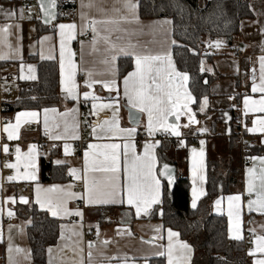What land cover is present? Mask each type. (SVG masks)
I'll return each instance as SVG.
<instances>
[{"label": "crops", "instance_id": "0c3cea01", "mask_svg": "<svg viewBox=\"0 0 264 264\" xmlns=\"http://www.w3.org/2000/svg\"><path fill=\"white\" fill-rule=\"evenodd\" d=\"M206 1L199 0L200 5L205 4ZM82 2L85 4L92 3L94 6L81 8ZM123 2L124 0H75L73 19L58 21L50 31L37 35L35 21L19 18V8L21 6L18 0H0V9L4 11L15 10L16 12L14 18L6 19L3 11H0V28L5 25L10 26L7 33H0V55L4 57L0 59V264H34L31 257V247H29L28 233H26L31 218L25 217L21 209L24 206L35 204L41 210L40 205L35 203L37 186L46 189L53 185H59L67 191L78 195L83 194L84 153L85 151L91 152L94 150L89 149L87 146L85 151L79 153L74 143L81 134L79 125L85 110L87 114L93 117L92 126L84 130L87 145L100 146L95 151H104L103 145L106 144L120 145V172L118 175L121 188L124 183L125 143L135 145V153L139 156L144 153L145 143L155 144L156 141H159V144L153 148L157 158L156 170L158 172L162 164L172 163L177 168V176L186 172L190 185V206L193 188L191 149L195 148L199 151L200 140L205 141L203 170L205 181L202 184L197 181L196 184L197 188L203 189L204 193H206L207 160L226 157L227 161H230V158H233L232 167L239 173L230 183L231 192L214 198L212 213L227 218V235L230 238L227 198L240 195V218L238 222L233 221V235L238 233L241 237L238 241L243 240L246 243L247 264H254L256 260L264 259V253L259 251H256L254 255L249 254L256 248L254 243L256 238L264 236V212L259 210L249 211L248 200L255 199L256 196L255 193L249 196L246 192V182L251 179V176L247 174V170L254 169L258 176L260 169L264 168V164H261L260 159L253 160L252 157L264 158V154L252 155L250 163L243 166L234 141L232 150L229 149L227 141L229 129L231 130L227 120L234 114V116L241 117L245 133L259 141L257 147L264 148V143H262L264 133L259 131L250 133L247 131V129L253 127L254 120L264 118V113L258 111L245 112L244 109L245 97L258 101L264 96L260 92L252 91L253 83L255 82L257 86L260 83L261 67L259 58L264 56V0H250V10L253 15L250 18L240 20L239 34L231 44L222 43L219 47H216L215 44L208 45L207 49L212 57L209 62L202 64V69L214 75L218 74L219 78L209 84L210 95L207 98V107L203 112L200 110L201 103L196 110L194 109L195 102L189 104V108L199 124L190 128L181 127V138L185 143L182 146L180 145L179 150L174 149L171 139L164 138L166 133L163 131H158L149 136L146 130L147 113L139 112L138 109L131 107L124 95V78L130 72L136 70L133 55L121 53L116 56L114 63H106V61H110L114 51L120 48L141 55L171 53L174 45L172 23L165 24L162 22L172 20L169 17L142 19L138 15V8L136 10L138 19L133 20L132 15L123 8ZM132 2L136 3L137 0H132ZM114 9L118 11H114ZM82 12L86 15L88 21L92 19L113 21L112 23L97 25L95 44L92 43L93 34L90 36H87L86 32L83 35L80 34L81 25L85 23L81 19ZM121 17H127V20L121 19ZM61 23H74L77 26L76 37L67 47L74 53L72 60L75 65L79 101L65 99L66 94L61 91L60 35L59 29L56 27ZM17 25H19V31ZM18 37L20 38L18 39ZM43 37H48V39L41 44L40 41ZM104 37H107V41ZM112 46H115V49ZM17 48H19V51H17ZM41 51L46 57L52 56V59L56 60L58 64L59 93L57 100L52 103H45L38 108H24V110L6 112L3 102H10L17 98L19 85L23 81L33 82L37 80V65L29 58L30 56L40 58ZM123 56L132 58L133 65L123 77H120L118 58ZM29 65L34 68L33 73H29ZM65 70L67 71V56L65 58ZM9 73L13 77L8 81L5 75ZM30 75H34L35 79H29ZM86 79L93 82L91 87H85ZM110 80L116 82L112 91L106 89L103 84V82ZM84 92H89L92 96L97 97V100L89 99L85 102ZM93 103L98 106L100 104L110 105V107H98L96 114H92ZM126 107L140 113L141 116L137 125L129 122ZM45 108L56 109L55 113H48L49 124L47 129L44 124L45 113L43 110ZM71 109H76L75 113H71L66 118L59 115ZM19 112H37L38 117L36 119L25 118L28 122L22 120L17 132L18 138L9 140L7 134L3 131V127L6 123L15 124V116ZM64 119H67L70 125L67 132L64 130ZM105 120H115L118 129L135 128L136 131L131 136L120 131H103L99 125L103 124ZM168 121L169 123H179L182 126L187 123V117L181 116L180 120L177 121L175 116L170 115ZM73 123H75V127L71 126ZM57 125L59 126L57 127ZM94 127L96 128L95 133L93 132ZM198 127H205L208 132L201 136L196 131ZM232 127L236 130L233 122ZM140 132H146L147 138L138 140ZM44 134H48L45 140L49 149L47 153L39 154L37 147L35 148V152L38 154L35 181L23 179L25 172L23 159L16 169L4 167L5 162L17 163V147H19L20 155L23 157L28 152L29 146H36V143L43 139ZM57 135L61 139L53 140L50 138ZM73 135L77 138L73 139ZM5 144L9 147L8 154L3 152V145ZM65 144H68L71 148V153L68 155L64 153ZM54 145L56 147L51 149V146ZM41 159H49L52 163L55 160L64 161L60 166H64L65 179L55 182L39 181ZM132 159L133 155L130 151L128 155L129 163ZM72 168L78 170L80 178L74 179L69 175V169ZM226 173H228L227 170L224 174ZM88 175L90 178L95 177L98 180H103L105 177V174L101 172L89 171ZM9 176H13L15 179L9 181L7 179ZM161 181H163L162 178ZM52 195H56V193ZM162 196L163 186L161 201H163ZM203 196H200V198ZM21 197L27 198L29 203H21ZM200 198L197 200V204ZM13 199L14 203L12 202ZM119 199L122 202L91 205H85L83 199H70L67 203L68 209L73 211L78 209L83 213V216L82 218L77 216L59 218L61 220L59 235L56 243L47 248L44 264H50V259L52 264H150L152 259L157 258H162L167 264V256H161L159 253L162 251L166 253L169 242L168 230L170 229L178 234L179 232L171 227L164 226L160 220L159 212L156 219L151 218L155 206H159L162 202L153 205L147 214L141 213L140 217H137L135 208L127 204L122 191ZM217 199L221 200L219 208L214 206ZM100 208H103V211H100ZM9 212H12L13 215L9 216ZM8 218H11L12 221ZM61 225L64 226L63 229ZM62 231L63 238L61 237ZM248 232H253L251 238L247 237ZM74 233L80 235H74ZM175 239L186 242L180 238V235ZM90 243L91 247H89ZM10 246L11 251H9ZM17 248L20 249L19 252L16 251ZM49 248L52 249L51 256L48 251ZM89 253H91L90 260Z\"/></svg>", "mask_w": 264, "mask_h": 264}, {"label": "snow or ice", "instance_id": "6c2138e0", "mask_svg": "<svg viewBox=\"0 0 264 264\" xmlns=\"http://www.w3.org/2000/svg\"><path fill=\"white\" fill-rule=\"evenodd\" d=\"M40 5V11L44 17L47 19L45 23H50L56 17V0H38ZM94 5L92 3H81V8H91ZM138 0L136 3H133L132 0H124L123 8L126 9L131 15L133 20H137L136 10L138 8ZM3 11V15L6 19L14 18L16 16L15 10ZM114 11H118L114 9ZM19 18L22 20L25 18V7L21 6L19 8ZM28 19H31V9L28 8ZM81 19L85 21L81 25L80 34L83 35L91 27L93 33L92 43H96L97 39V25L98 24H107L112 23L113 21H98L92 19L90 22L87 20L86 15L82 12ZM121 19L127 20V17H121ZM131 22V21H129ZM162 23L171 24L172 21L165 20ZM8 25H5L3 28H0V33H7L9 31ZM56 27L59 29L60 35V70H61V91L66 94L65 99H70L74 101H79L80 97L78 94V85L75 79V65L72 60L71 49L68 48V44L75 39L76 37V25L71 24H58ZM18 31L19 25H17ZM20 37H18L19 39ZM48 39V37H43L41 39V44L43 41ZM107 41V37H104ZM216 47H219L223 41L217 40L214 42ZM175 44V41H173ZM211 46V45H209ZM115 49V46H112ZM19 51V48H17ZM124 55H133L135 61L136 70L130 72L124 78V95L128 99V103L131 107L138 109L139 112L147 113V125L146 130L149 136H152L158 131H163L164 133L171 134L174 137H177L179 144L184 145L185 141L181 138V127L190 128L193 125H198L199 121L195 118L194 113L189 108V104L194 103V97L192 94L187 91L186 85L189 81V75L187 72H181L176 69L174 66L173 60L171 58V53H164L159 55H141L130 53L127 49L120 48L111 55L110 61L106 63H114L116 56L118 54ZM67 56V71L65 70V58ZM3 55H0V59H3ZM41 60L52 59V56H45L43 51L40 53ZM260 67H261V76L260 83L257 86L256 83H253L252 91L260 92L264 94V56L259 58ZM29 73L34 72V68L28 66ZM203 71V69H202ZM24 78L23 76L21 77ZM29 79H35L34 75H30ZM91 81L85 80V87L92 86ZM115 80L103 82L104 87L109 91L114 90ZM84 101L87 102L89 99L96 101L97 97L92 96L89 92L83 93ZM231 98V97H230ZM201 112L207 107L208 101L205 97L201 102ZM106 108L110 105L100 104L99 106L96 103L92 105V114H96L97 108ZM244 109L247 111H258L264 113V96L260 100H250L245 97L244 99ZM44 124L45 128H48L49 124V112H56L55 108L49 109L45 108L44 110ZM76 109L68 110L61 115L63 118L68 117L71 113H75ZM175 116L176 120L179 121L181 116L187 117V123L182 126L179 123H169L168 116ZM227 115V114H225ZM38 117L37 112H19L15 116V124L6 123L3 127V131L7 134L9 140L17 139V132L21 126L22 120L28 122L25 118L36 119ZM87 122V121H85ZM59 125H57L58 127ZM75 127V123L71 125ZM103 131H120L127 133L128 136H131L136 129H118L115 120H105L103 124L99 125ZM107 126V127H105ZM70 127L67 119H64V130L68 131ZM96 128H93L95 133ZM196 131L200 134L208 132V129L205 127H198ZM250 133H255L257 131L264 133V118L253 121V127L247 129ZM230 134V129H229ZM53 140L61 139L60 136H51ZM73 139L77 137L72 136ZM264 143V141H262ZM159 144V141H156L155 144L145 143L143 155H136L135 145L133 144H124V183L121 188L120 177L118 173L120 172V145L118 144H106L103 145L104 151H95L100 146L89 144L88 148L93 149L94 151H85L84 153V192L82 195H78L74 192L67 191L59 185H53L50 188H41L37 186L36 188V198L35 203L40 205L42 210L47 211L52 217L63 218L66 216H83V213L80 210H69L67 203L70 199H83L85 205L91 204H115L122 202L119 197L121 196V191L123 196L126 198L128 205H131L135 208L137 217H140L141 213L147 214L149 209L153 205L160 204L161 201V189L162 181L161 178L167 180L168 188L171 190L173 185V175L172 169L169 168L167 164H164L162 168L157 172L156 164L157 158L153 151V148ZM205 141L200 140V149L197 151L195 148L191 149L192 153V177H193V188H192V200L191 207L195 209L197 207V200L200 196L205 195L203 189H198L196 184L199 181L201 184L205 181V176L203 174L204 170V157H205ZM35 145H30L28 152L24 154L23 157L20 155L19 147L16 148V160L17 163H8L5 162L4 167L10 169H16L19 166L20 161L23 159L25 172L23 174V179L25 180H36V170H37V156L35 152ZM132 152L133 159L129 163L128 155L129 152ZM3 152L5 154L9 153V147L7 144L3 145ZM64 153L68 155L71 153V148L68 144L64 145ZM91 157V163H90ZM102 157V159H101ZM253 160L260 159L261 164H264V158L252 157ZM64 161L55 160L53 161L54 165H62ZM89 171L92 172H101L105 174L103 180H98L95 177H89ZM247 174L251 176V179L246 182V192L251 196L255 193V199L248 200V209L249 211L259 210L264 212V168L260 169L259 175L255 173L254 169H248ZM69 175L74 179L80 178L78 176L77 169H69ZM9 181L15 179L13 176L7 178ZM258 181V184H257ZM56 193V195H52ZM11 199V198H10ZM228 217H229V236L232 239H241L240 235L237 233L233 235V221H239L240 218V209L239 203L241 201L240 195L229 196L228 198ZM14 203V199L12 200ZM20 202L27 204L29 200L25 197L20 198ZM221 205V200L217 199L214 202V206L219 208ZM9 216H12L13 213L9 212ZM63 225L61 228L63 229ZM74 235H80L79 233H74ZM179 234L168 230L169 242L167 245L166 253L160 252L159 255L167 256V264H190L192 247L186 243L179 241ZM63 238V231L61 233ZM256 248L250 252V255H254L256 251L264 253V236H259L254 241ZM91 243L89 247H91ZM11 251V246L9 248ZM17 252L20 249H16ZM51 256L52 249H48ZM11 259V258H10ZM91 259V253H89V260ZM50 264H52L50 259ZM254 264H264V259L256 260Z\"/></svg>", "mask_w": 264, "mask_h": 264}, {"label": "trees", "instance_id": "16d2710c", "mask_svg": "<svg viewBox=\"0 0 264 264\" xmlns=\"http://www.w3.org/2000/svg\"><path fill=\"white\" fill-rule=\"evenodd\" d=\"M249 2L250 0H207L205 4L200 5L199 0H138L140 18H171L172 37L175 41L171 57L176 69L189 75L187 89L194 97L195 110L202 98L209 97V84L219 78L218 74L202 71V64L209 62L212 57L207 49L208 45L215 44L217 40L225 44L233 42L240 31V20L253 15ZM73 14L74 9H70L67 17L73 19ZM57 17L56 22L64 19L59 8ZM35 23L37 35L50 31L55 24L43 25L40 18L36 19ZM29 59L37 65L38 78L33 82L23 81L19 85L17 98L3 102L6 112L38 108L58 98L59 75L56 60H41L35 56H30ZM118 59V73L123 77L132 68V58L123 56ZM233 117L234 114L228 120L231 127L227 140L230 150L233 149V137L236 133L232 127ZM254 154H264V148L254 147L251 155ZM230 159L227 161L225 157L207 160L206 194L200 198L195 209L190 206V185L186 172L177 176L172 191L168 190V186L162 181L163 201L159 206H155L151 218L156 219L159 212L163 225L177 230L180 238L193 247L191 264L248 262L245 241L229 238L227 218L212 213L214 198L231 192L230 183L239 173L232 167L233 158ZM40 161L39 181L55 182L65 179L64 166L53 165L49 159ZM225 170L228 173L224 174ZM21 210L25 217L31 218L26 229L31 257L33 261L43 262L47 248L56 243L61 220L51 217L35 204L24 206ZM150 264L165 262L162 258H157L152 259Z\"/></svg>", "mask_w": 264, "mask_h": 264}, {"label": "built area", "instance_id": "2783aa9c", "mask_svg": "<svg viewBox=\"0 0 264 264\" xmlns=\"http://www.w3.org/2000/svg\"><path fill=\"white\" fill-rule=\"evenodd\" d=\"M20 6H24L25 7V18H27L28 16V8L30 7L31 9V19L29 20H33L36 21V19L39 18V12H38V7L37 4H35V0H18ZM59 6L58 8L61 10V15L62 17H64V21L69 19L68 14H69V10L70 9H74L75 8V0H58ZM90 22V21H89ZM92 31H91V27L88 28V30L86 31V35L90 36L92 35ZM6 79L9 81L10 79H12V74L9 73L7 75H5ZM82 121L80 122L79 125V130L81 131L80 136L77 138V140L74 143V146H76V149L79 153H82L83 151H85L87 149V140H86V134L84 133V130H87L88 128H90L92 126L93 123V117H91L90 114L86 113V110L83 112V116H82ZM87 121V122H85ZM232 122L236 127V133L233 137V141L234 144L237 148V152L238 155L240 157V162L241 164L244 165H248L251 161V152L252 149L257 146L259 144V141H257V139L254 137H250L249 135H247L245 133V129L242 126V120L241 117H237L234 116L232 118ZM201 136H204V134H200ZM48 137V134H44V137L42 140H40L38 143H36V147H37V152L39 154H44L48 152L49 147L46 146V138ZM147 138V133L146 132H140L139 136H138V140L139 139H146ZM164 138L166 139H171L174 149L175 150H179L180 149V144H179V140L177 137L172 136L171 134L166 133L164 135ZM54 146H51V149H54ZM75 203V201H74ZM100 211H103V208L99 209ZM10 221H12L11 218H8ZM253 236V232H248L247 237L251 238ZM88 238H90L88 236ZM34 264H44V261H34Z\"/></svg>", "mask_w": 264, "mask_h": 264}, {"label": "water", "instance_id": "95a60500", "mask_svg": "<svg viewBox=\"0 0 264 264\" xmlns=\"http://www.w3.org/2000/svg\"><path fill=\"white\" fill-rule=\"evenodd\" d=\"M35 4H37L38 12H39V18H40V21H41V23H42L43 25L50 26L51 24H53V23H55V22L57 21V18H58V17H57V15H58V6H59L58 0H56V8L54 9V11L56 12V17H55V19L52 20L50 23H45V22H44L47 18L44 17L43 14L41 13V11H40V5H39L38 0H35ZM126 110H127V114H128V116H129V122L132 123V124H134V125H137V123H138V121H139V118H140V116H141L140 113H138V112H136L135 110H133V109H131V108H128V107H126ZM227 121H228V120H227ZM228 134H229V133H228ZM163 165H164V164H162V165L160 166V168H162ZM167 165L169 166L170 169L173 170V171H172V175H173L174 180H173L172 188H171V190H170V191H172V190L174 189V187H175L174 185H175L176 180H177V173H178V171H177V168H176V166H175L174 164H172V163H168ZM162 180L166 183V186H168L167 180L164 179V178H162ZM168 190H169V188H168Z\"/></svg>", "mask_w": 264, "mask_h": 264}]
</instances>
